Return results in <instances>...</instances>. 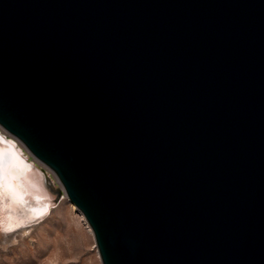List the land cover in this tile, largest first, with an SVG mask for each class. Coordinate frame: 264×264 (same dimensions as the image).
<instances>
[{
    "label": "water",
    "instance_id": "1",
    "mask_svg": "<svg viewBox=\"0 0 264 264\" xmlns=\"http://www.w3.org/2000/svg\"><path fill=\"white\" fill-rule=\"evenodd\" d=\"M0 126L102 264H264V0H0Z\"/></svg>",
    "mask_w": 264,
    "mask_h": 264
},
{
    "label": "rangeland",
    "instance_id": "2",
    "mask_svg": "<svg viewBox=\"0 0 264 264\" xmlns=\"http://www.w3.org/2000/svg\"><path fill=\"white\" fill-rule=\"evenodd\" d=\"M1 132L17 145L16 137L0 127ZM18 149L30 170L42 175L48 196L24 198L17 211L0 196V264H102L94 234L71 209L56 174L36 160L25 145L18 144ZM14 215L18 221L12 224L8 219Z\"/></svg>",
    "mask_w": 264,
    "mask_h": 264
},
{
    "label": "bare ground",
    "instance_id": "3",
    "mask_svg": "<svg viewBox=\"0 0 264 264\" xmlns=\"http://www.w3.org/2000/svg\"><path fill=\"white\" fill-rule=\"evenodd\" d=\"M1 129L4 133L8 134V132H6L2 127ZM2 134L3 133L1 132L0 196L5 199V204H8L9 207L17 211L18 208L22 206L20 201L25 200L24 198H31L34 195L37 197H47L48 193L44 189L42 175L36 170H30L26 164V158L22 155L21 150L18 149V144L24 146L22 142L16 138L17 145H15V143L8 141ZM68 201L70 203L71 209L78 213L80 221L83 223V225H85V227L93 234L84 214L75 206V204L69 200V198ZM14 217V219H8V221H10L12 224L18 221V217L16 215H14ZM97 256L100 257L99 253Z\"/></svg>",
    "mask_w": 264,
    "mask_h": 264
}]
</instances>
